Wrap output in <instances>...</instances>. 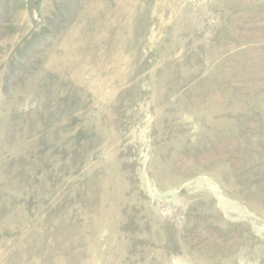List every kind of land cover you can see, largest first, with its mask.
Segmentation results:
<instances>
[{"label": "rangeland", "instance_id": "rangeland-1", "mask_svg": "<svg viewBox=\"0 0 264 264\" xmlns=\"http://www.w3.org/2000/svg\"><path fill=\"white\" fill-rule=\"evenodd\" d=\"M0 264H264V0H0Z\"/></svg>", "mask_w": 264, "mask_h": 264}]
</instances>
